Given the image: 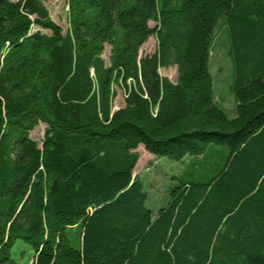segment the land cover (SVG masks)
Here are the masks:
<instances>
[{
    "label": "trees",
    "instance_id": "obj_1",
    "mask_svg": "<svg viewBox=\"0 0 264 264\" xmlns=\"http://www.w3.org/2000/svg\"><path fill=\"white\" fill-rule=\"evenodd\" d=\"M44 1L0 0V264H264V0H66L65 33ZM139 146L187 162L154 215Z\"/></svg>",
    "mask_w": 264,
    "mask_h": 264
},
{
    "label": "rangeland",
    "instance_id": "obj_2",
    "mask_svg": "<svg viewBox=\"0 0 264 264\" xmlns=\"http://www.w3.org/2000/svg\"><path fill=\"white\" fill-rule=\"evenodd\" d=\"M44 6L52 21L61 26L63 33L67 29V7L66 0H45ZM150 27L154 23H149ZM210 54V72L213 81L216 101L223 108L228 118H233L236 113L234 99L229 91L231 83V63L228 58V39L226 29L218 25L215 30ZM155 40L149 37L146 43L139 49L138 55H150L154 53ZM110 47H106L102 55L103 60L108 63ZM158 73L162 77L168 78L171 82L176 81V68H160ZM117 95L113 101V109L123 105V94L117 90ZM45 125L39 123L30 136L39 145L43 138ZM139 160L133 172L140 179L143 186V193L146 196L145 207L154 215L158 209L166 206L169 201V191L176 186L174 176L180 174L187 162L180 164L169 160L166 157H158L146 152L143 147H138ZM17 249H21L17 246ZM21 264L30 263V255H24Z\"/></svg>",
    "mask_w": 264,
    "mask_h": 264
},
{
    "label": "crops",
    "instance_id": "obj_3",
    "mask_svg": "<svg viewBox=\"0 0 264 264\" xmlns=\"http://www.w3.org/2000/svg\"><path fill=\"white\" fill-rule=\"evenodd\" d=\"M139 147H142V146H139ZM139 160V159H138ZM138 162V161H137ZM135 170V169H134ZM134 172V171H133ZM134 175V174H133Z\"/></svg>",
    "mask_w": 264,
    "mask_h": 264
},
{
    "label": "water",
    "instance_id": "obj_4",
    "mask_svg": "<svg viewBox=\"0 0 264 264\" xmlns=\"http://www.w3.org/2000/svg\"><path fill=\"white\" fill-rule=\"evenodd\" d=\"M113 110H117V108H114Z\"/></svg>",
    "mask_w": 264,
    "mask_h": 264
}]
</instances>
